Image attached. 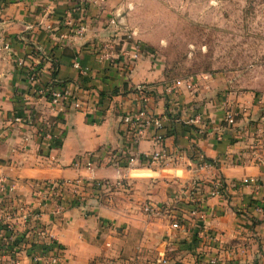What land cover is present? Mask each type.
Here are the masks:
<instances>
[{
	"label": "crops",
	"instance_id": "crops-1",
	"mask_svg": "<svg viewBox=\"0 0 264 264\" xmlns=\"http://www.w3.org/2000/svg\"><path fill=\"white\" fill-rule=\"evenodd\" d=\"M77 3H0V176L24 183L25 199L32 180L80 178L85 194L93 196L92 180L112 184L122 179V186L99 189L107 194L97 201L88 198L85 210L73 205L61 222L49 224L66 264H158L162 257L167 264H197L213 255L223 264H264V216L252 210L250 201L261 200L264 188L253 196L228 185L249 174L264 183V165H254L246 148L263 99L229 89L211 73L167 79L164 65L142 44L129 74L120 62L98 63L96 46L111 29L108 18L120 8L127 11V1L106 0L83 17L74 12ZM80 21L86 33L66 37L68 22ZM33 62L42 87L68 88L82 107L58 111L45 97L33 95L26 74ZM138 83L148 86V110L163 124L159 145L150 139L152 128L132 143L122 123L123 114L141 105V93L134 89ZM170 83L176 86L173 95L165 89ZM226 100L240 110L234 125L223 121ZM41 124L58 137L57 145L49 147L50 140L37 136ZM158 147L168 154L167 161L146 164V155ZM109 154L118 155L119 163L106 164ZM79 155H89L95 168L74 167ZM199 155L212 164L202 166ZM219 177L226 192L210 196L209 184ZM193 180L198 185L191 197L201 204L202 218L189 216L180 200V189ZM146 201L166 211L146 212ZM22 264L31 263L23 259Z\"/></svg>",
	"mask_w": 264,
	"mask_h": 264
},
{
	"label": "built area",
	"instance_id": "built-area-1",
	"mask_svg": "<svg viewBox=\"0 0 264 264\" xmlns=\"http://www.w3.org/2000/svg\"><path fill=\"white\" fill-rule=\"evenodd\" d=\"M106 0H78L74 6V12L81 17L87 14L91 6L102 7ZM2 7L0 6V12ZM108 26L111 27L106 36L96 46L95 56L98 63L120 62V66L128 74L131 73L136 62L142 55L141 43L134 39L131 33L126 31L125 25L117 22L115 15L108 18ZM70 30L66 37H82L87 31V25L80 21L73 26L68 22ZM6 47V45H5ZM22 61H20L21 63ZM78 66V63H75ZM85 72V71H83ZM27 79L30 84L31 93L39 97H45L49 106L58 111L73 106L81 108L80 100L72 95L68 88H45L39 82L37 64L31 63L27 69ZM190 87V84H188ZM134 89L141 93V105L132 112L123 114L122 123L126 126L130 141L138 143L146 136L148 129H154L150 136L153 143L159 145L163 140V124L148 110V86L145 83H138ZM167 93H176V86L168 84L165 87ZM240 114L239 107L232 101H225L223 104V121L227 125H234L237 116ZM14 120L22 122L21 116H15ZM39 138L50 140L49 147L58 137L50 132L45 125H39L36 129ZM252 162L256 166L264 165V157L261 155L264 149V108L251 126V132L246 145ZM201 165L210 166L212 163L204 160L199 155ZM168 154L164 149L158 147L144 159L146 164L167 161ZM120 161L116 154H109L106 157V164L116 165ZM132 159H129V162ZM74 167L95 168L96 163L89 155H79L72 161ZM29 186V198L25 199L21 191L25 184L17 180H11L0 176V264H22L23 259H28L31 264H66L63 256V249L57 243L55 237L50 233L51 222H61L63 213L68 207L79 206L83 210L88 204L87 195L84 192L83 180L75 179H44L32 180L27 183ZM90 190L107 189L110 185L122 186V179L110 182L109 179H94L90 183ZM82 185V186H81ZM197 180H193L189 186L180 189V197L185 202L193 203V208L187 212L191 217L202 218L204 213L201 204L191 197L197 187ZM230 188L238 191L246 189L250 195L257 196L264 188V183L256 175H245L241 179L230 184ZM227 184L222 178H216L208 187L210 196L224 195ZM70 192L68 196L67 193ZM180 200L183 201V199ZM193 198V199H192ZM252 210L264 216V197L253 201ZM161 207L154 206L151 202L144 204L146 212L159 213ZM175 220L176 217L174 218ZM211 238V236H209ZM167 259L162 257L158 264H167ZM199 262V263H198ZM198 264H223L217 255L208 256L205 260H199Z\"/></svg>",
	"mask_w": 264,
	"mask_h": 264
},
{
	"label": "rangeland",
	"instance_id": "rangeland-1",
	"mask_svg": "<svg viewBox=\"0 0 264 264\" xmlns=\"http://www.w3.org/2000/svg\"><path fill=\"white\" fill-rule=\"evenodd\" d=\"M126 1V31L164 65L169 79L211 73L264 103V0ZM93 193L87 198L107 194Z\"/></svg>",
	"mask_w": 264,
	"mask_h": 264
},
{
	"label": "trees",
	"instance_id": "trees-1",
	"mask_svg": "<svg viewBox=\"0 0 264 264\" xmlns=\"http://www.w3.org/2000/svg\"><path fill=\"white\" fill-rule=\"evenodd\" d=\"M1 1H4V0H0V3H1ZM6 1V0H5ZM164 73H165V77L167 78V79H169L170 77H168L167 76V72L165 71V69H164ZM171 80V79H170ZM53 144H55V145H57L58 143H53ZM258 199H254V198H252L250 201H251V203L253 202V201H257ZM183 205L185 206V208H186V212H188V211H190V209H192L193 208V203H191V202H183ZM178 219V218H177ZM199 261V260H198ZM197 261V262H198ZM199 263V262H198ZM197 263V264H198Z\"/></svg>",
	"mask_w": 264,
	"mask_h": 264
},
{
	"label": "water",
	"instance_id": "water-1",
	"mask_svg": "<svg viewBox=\"0 0 264 264\" xmlns=\"http://www.w3.org/2000/svg\"><path fill=\"white\" fill-rule=\"evenodd\" d=\"M124 14H125V10L123 8H120L115 12V18L117 22L121 25L124 24Z\"/></svg>",
	"mask_w": 264,
	"mask_h": 264
}]
</instances>
